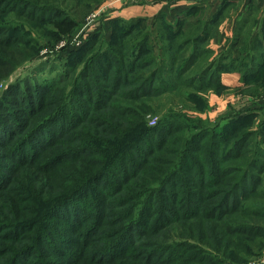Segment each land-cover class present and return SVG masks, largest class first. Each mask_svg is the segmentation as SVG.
I'll use <instances>...</instances> for the list:
<instances>
[{"label":"trees","instance_id":"obj_1","mask_svg":"<svg viewBox=\"0 0 264 264\" xmlns=\"http://www.w3.org/2000/svg\"><path fill=\"white\" fill-rule=\"evenodd\" d=\"M190 16L109 19L57 75L2 90L0 264H246L264 255V206L252 205L264 203V114L252 128L264 105L210 125L176 112L149 125L152 98L184 88L205 107L200 93H221L225 70L264 91L263 40L245 56L217 54L208 47L215 15ZM68 17L47 1L0 0V42L29 45L27 30L55 34L53 20L70 32ZM245 37L235 34L232 47Z\"/></svg>","mask_w":264,"mask_h":264},{"label":"crops","instance_id":"obj_2","mask_svg":"<svg viewBox=\"0 0 264 264\" xmlns=\"http://www.w3.org/2000/svg\"><path fill=\"white\" fill-rule=\"evenodd\" d=\"M185 13L190 17L200 13L205 18L215 15L213 36L208 41V47L217 54L230 50V56L234 58L252 53L255 37L263 40L264 47V0H120L114 8L105 11L103 18L106 22L118 17H143L152 22L161 15L168 22H175ZM237 33L247 35L244 38L246 43L232 47ZM220 81L225 89L221 93L209 94V119L230 117L235 112L264 105L263 88L245 83L239 70L221 72ZM263 114L264 110H258L252 128L257 127Z\"/></svg>","mask_w":264,"mask_h":264},{"label":"rangeland","instance_id":"obj_3","mask_svg":"<svg viewBox=\"0 0 264 264\" xmlns=\"http://www.w3.org/2000/svg\"><path fill=\"white\" fill-rule=\"evenodd\" d=\"M47 1L48 3H52L58 7L59 10L63 11V13L66 12V14L69 16L68 19L73 20L76 24L75 26H72L71 31L67 32L68 29H70V26L63 27L59 26L54 20L47 23V26L49 29L53 30L54 33H48L41 34L37 33L35 30L30 29L27 30V35L29 38H32L34 41L31 44H24V39L21 40L20 44H14V49H5V44L0 42V95L3 92L2 90L7 87V85L15 81L16 79L20 78H27L30 77V81L33 80H42L48 76H54L57 75L61 68V61H66L64 58L66 57V53L70 51L75 45L77 46V49H79L82 44H84L87 39H89V35L94 33L100 26L95 28L92 32H90L88 35L86 34L84 38V42H81L80 44L74 43L67 45L66 42L72 40L77 33L84 27L85 23L87 22V18L90 16V14L94 11H96L99 7H104V11H107L108 9L114 8L118 1L115 0H43ZM111 2L110 4H108ZM101 15V14H100ZM104 14L101 15V17L98 18V21H105L102 17ZM7 18L9 21H15L17 23L20 22H26L27 24H31V22H28L25 20L22 16H18L16 13H10ZM100 18V19H99ZM101 25V24H100ZM26 28V27H25ZM84 29H87L86 27ZM102 29V28H100ZM104 33L105 37L108 36V26L104 27ZM58 32L61 33V35L57 38ZM67 32V33H66ZM83 32V31H82ZM6 33V32H5ZM2 36V34H0ZM81 35V34H80ZM0 36V37H1ZM25 37V36H24ZM80 37V36H79ZM82 38V39H83ZM63 42V46L58 47L59 44ZM35 48V49H31ZM188 50H185V52L189 53L191 46L188 47ZM33 51V53L31 52ZM43 51H46V53H43ZM213 56L210 54L208 57ZM54 59L58 60L55 61ZM204 57H202L201 60H203ZM57 73V74H56ZM188 75V74H186ZM29 79V78H27ZM184 88L180 89L178 92L174 93H166L165 95L158 97V98H152L149 102V105L151 107L150 113L151 116L148 117L150 120L155 118V123L159 117H162L166 113L170 112H176V113H182L183 115H186L191 120H196L202 122L204 125H210L212 123L216 122V119H209L208 116V102H209V94L211 92L207 93H200V96H202L205 99L206 105L204 107L201 106L200 108L196 105H193L190 103V101L185 96L186 93H189L190 90H183ZM9 109H13V104H7ZM208 121V122H207ZM205 122V123H203ZM154 123V124H155ZM210 123V124H209ZM150 124L149 125H154ZM25 183H30L32 180L28 177H24ZM23 205L30 207L31 203L29 201L23 202ZM252 205L254 207L257 206H264V203L261 202V200L255 199L252 202ZM194 240V239H191ZM195 241V240H194ZM209 247V246H207ZM210 248V247H209ZM211 249V248H210ZM262 256L259 255L258 257L254 258V260H257V258H260ZM250 260V259H249ZM248 260V262H249ZM231 264V263H227Z\"/></svg>","mask_w":264,"mask_h":264},{"label":"built area","instance_id":"obj_4","mask_svg":"<svg viewBox=\"0 0 264 264\" xmlns=\"http://www.w3.org/2000/svg\"><path fill=\"white\" fill-rule=\"evenodd\" d=\"M115 1H120V0H115ZM110 3L111 2H109L108 4H110ZM104 13H105L104 7H99L96 11L92 12L90 14V16L87 18V22L85 23L84 27L79 31V33H77V35H75V37L72 38V40L67 41L66 44L67 45L74 44V43L80 44L81 42H84L83 41L84 40L83 37L87 33L89 34L90 32H92L95 28H97L98 25L100 26V24L102 23V21H100V20L98 21V18L96 19V17H99V16L101 17V15L104 14ZM85 27L87 29H84ZM63 45L64 44L62 42L61 44L58 45V47H61ZM74 47H77V46L75 45ZM43 53H46V51H43ZM154 123H155V118H153V119L150 120V124H154ZM246 264H264V255L262 257L258 258L257 260H250Z\"/></svg>","mask_w":264,"mask_h":264}]
</instances>
